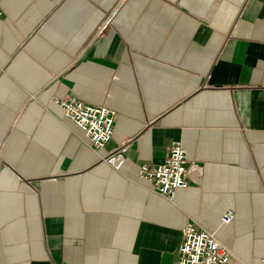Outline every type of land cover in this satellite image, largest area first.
<instances>
[{
    "label": "crops",
    "instance_id": "crops-1",
    "mask_svg": "<svg viewBox=\"0 0 264 264\" xmlns=\"http://www.w3.org/2000/svg\"><path fill=\"white\" fill-rule=\"evenodd\" d=\"M1 7L0 264H174L190 220L233 252L227 264H259L264 0ZM65 94L115 112L104 147L63 115ZM174 142L195 168L168 200L139 168Z\"/></svg>",
    "mask_w": 264,
    "mask_h": 264
},
{
    "label": "built area",
    "instance_id": "built-area-1",
    "mask_svg": "<svg viewBox=\"0 0 264 264\" xmlns=\"http://www.w3.org/2000/svg\"><path fill=\"white\" fill-rule=\"evenodd\" d=\"M54 102L61 106L63 115L80 128L89 147L99 149L109 141L115 117L112 109L85 104L72 94L54 97ZM187 162L185 149L181 143L174 142L166 148L159 164H142L139 176L149 181L151 189L160 197L172 200L178 189L186 187L190 170L195 168L192 164L187 166ZM196 172L200 174L198 169ZM234 215L233 209H225L220 216V224L231 222ZM232 257L233 252L217 238L215 231L190 220L182 228L174 264H227ZM259 264H264V253Z\"/></svg>",
    "mask_w": 264,
    "mask_h": 264
},
{
    "label": "rangeland",
    "instance_id": "rangeland-1",
    "mask_svg": "<svg viewBox=\"0 0 264 264\" xmlns=\"http://www.w3.org/2000/svg\"><path fill=\"white\" fill-rule=\"evenodd\" d=\"M234 255V254H233ZM234 257H235V255H234Z\"/></svg>",
    "mask_w": 264,
    "mask_h": 264
}]
</instances>
